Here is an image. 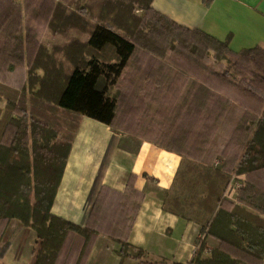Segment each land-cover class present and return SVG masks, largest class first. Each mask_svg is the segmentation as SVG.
<instances>
[{
  "label": "trees",
  "instance_id": "trees-1",
  "mask_svg": "<svg viewBox=\"0 0 264 264\" xmlns=\"http://www.w3.org/2000/svg\"><path fill=\"white\" fill-rule=\"evenodd\" d=\"M211 1L203 3L207 6ZM83 2L0 0V79H9L16 68L21 72L23 67L32 69L38 45L31 22L52 28L57 20L75 22L77 17L76 24H88L89 37L83 45L90 53L83 65L59 74L52 93L46 90L50 73L38 81L39 88L31 90V96H40L45 110L32 103L27 110L25 101L14 102L0 117V221H4L0 258L15 233L29 227L37 241L34 264H85L100 232L118 244L119 264L128 256L137 264H181L152 261L143 249L129 242L143 197L133 187L134 174H129L122 192L107 186L99 189L83 226L52 214L79 120L88 116L123 127L180 155L162 209L200 226L188 264H264V217L259 215L264 216V184L255 176L251 178V173L264 170V47L233 51L229 36L221 41L200 29L183 26L156 10L152 0H100L97 14ZM81 12L95 22H86ZM108 48L113 58H101ZM139 48L186 74L188 113L198 124L225 121L232 103L243 110L245 116H239L237 124H225L227 139L223 147H208L209 125L205 130L208 134L188 129V134H181L184 138L153 140V133L159 132L145 123L142 115L157 120L160 108L151 112L146 109L147 92L138 90L131 74L126 75L133 79L127 84L116 83ZM211 61L217 68L210 66ZM0 89L8 91L6 85L0 84ZM50 111L57 113L51 115ZM16 112L18 115L12 118ZM62 119L72 121L74 126L69 128V135H63L64 140L56 141L55 133L62 132L65 125ZM162 129L172 135L167 127ZM240 151L243 154L239 159ZM213 159L220 160L222 167H212ZM234 169L248 175L235 202L223 198ZM174 188L175 194L171 191ZM209 237L218 244L205 255Z\"/></svg>",
  "mask_w": 264,
  "mask_h": 264
},
{
  "label": "crops",
  "instance_id": "crops-1",
  "mask_svg": "<svg viewBox=\"0 0 264 264\" xmlns=\"http://www.w3.org/2000/svg\"><path fill=\"white\" fill-rule=\"evenodd\" d=\"M152 6L177 23L197 28L225 40L233 51L264 47V0H152ZM180 155L155 145L144 136L81 116L62 178L51 208L52 214L85 225L102 186L122 192L129 174L133 187L143 194L132 224L129 242L143 249L152 261L188 264L200 226L162 209L165 192L178 171ZM173 194L177 192L174 188ZM210 251L218 241L207 238ZM36 234L29 227L13 236L0 264H34ZM118 244L105 233L94 239L85 264H119ZM121 264H137L126 257Z\"/></svg>",
  "mask_w": 264,
  "mask_h": 264
},
{
  "label": "rangeland",
  "instance_id": "rangeland-1",
  "mask_svg": "<svg viewBox=\"0 0 264 264\" xmlns=\"http://www.w3.org/2000/svg\"><path fill=\"white\" fill-rule=\"evenodd\" d=\"M57 1L62 2V0ZM99 1L100 0H84L83 4H90L93 10L92 13L97 14ZM74 12L76 14L80 13V11L77 10ZM138 13L141 12L138 11ZM81 15L86 22H95V20H91V16H88V14H86V16L84 12H81ZM76 23L77 17H75V22L57 20V26H52V28L31 22V25L36 31V41L39 48L37 47L33 54V58L35 59L31 70L27 71V69L23 67L24 69L21 72L20 69L18 70V68H16L14 74H11L9 79H0V84L2 86L6 85L8 89V91L0 89V117L6 111L8 105L14 102L19 103L25 101L27 110L31 108V103L32 105H42L43 107L41 110H45L46 104L43 105L40 103V96H38V98H33L31 96V90L35 92L39 88L40 84L38 81L50 73L47 77H51V81L49 85H47L46 90L48 93H52L57 86L58 76L61 72H69L75 65H83L84 61L90 57L89 51L84 49L83 45L89 37L86 28L88 24L78 25ZM100 57L103 59L104 57L107 59L113 58L112 50L108 48ZM210 66L217 68L216 62L213 61L210 62ZM53 69H55V72H53ZM251 70L254 69L251 68ZM129 74H131L134 79L138 90L142 94L145 91L147 92L145 99V104L147 105L146 109L151 112L160 108L161 116L157 119V123H155L157 121L155 120L156 118H152L153 120H151L146 114L142 115L144 122L152 124L154 126L153 128L157 129L159 132V134L156 132L153 133V140L164 141L163 139L166 138H184V135L181 134H188V129H196L197 131L207 133L205 130L208 128L209 124H198L195 118L188 113V77L181 69L155 55L144 54L141 48H139L135 57L128 61L127 66L121 72L116 83L127 84L129 80H133L126 76ZM23 79L25 80L24 82ZM176 80L180 81L176 82ZM8 98L14 101H10ZM10 108L12 109V106ZM228 108L231 114L226 117L225 121L220 122L219 120H215L209 125L210 134L207 133L209 142L208 147H223L224 140L227 139L225 124H237L238 117L243 114V110L235 103L230 104ZM208 111L211 114L213 113L211 107H209ZM50 112L52 113L51 115H56L57 113L56 111ZM15 115H18V113H12V118L16 117ZM242 116H245V114ZM60 121L65 125L62 132L55 133L56 141L64 140V136L66 137L69 135L70 129L74 126L72 121L70 123L67 121L65 122L63 119ZM162 127H167L169 134L174 136L171 137L172 135H166L168 133L162 129ZM170 128L172 130L171 132ZM242 154L243 151H240L239 159ZM210 165L214 168H221L222 162L218 159H213ZM183 173L184 171L182 170L181 174ZM254 176L260 183L264 184V170L251 173V178H254ZM246 177H248L246 173L238 174L234 169V171L230 173L229 180L225 185L223 198L235 202L238 190L245 185ZM259 215L264 217L261 214ZM3 226L4 221H0V232ZM206 248H208V245ZM209 252L210 251H203L205 255L209 254Z\"/></svg>",
  "mask_w": 264,
  "mask_h": 264
}]
</instances>
